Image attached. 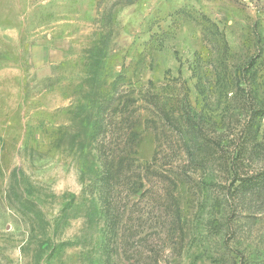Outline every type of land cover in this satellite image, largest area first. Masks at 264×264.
Listing matches in <instances>:
<instances>
[{
	"label": "rangeland",
	"instance_id": "1",
	"mask_svg": "<svg viewBox=\"0 0 264 264\" xmlns=\"http://www.w3.org/2000/svg\"><path fill=\"white\" fill-rule=\"evenodd\" d=\"M262 170L264 0H0V264H264Z\"/></svg>",
	"mask_w": 264,
	"mask_h": 264
},
{
	"label": "trees",
	"instance_id": "2",
	"mask_svg": "<svg viewBox=\"0 0 264 264\" xmlns=\"http://www.w3.org/2000/svg\"><path fill=\"white\" fill-rule=\"evenodd\" d=\"M154 101L158 97L154 95ZM156 100V101H157ZM157 106V104H155ZM158 107V106H157ZM162 116H165V121L170 122L172 120L173 114L168 110H162ZM259 113V109L252 111V117L255 114ZM183 129V133L190 132L192 126L190 125L187 118H184L182 121V125H179V130ZM251 137V135L249 136ZM252 138V137H251ZM194 140V139H193ZM255 150V146L251 147V151ZM118 170H114L111 166V163H105L102 165V168L99 173V177L97 182L92 186V190L90 192H95V200L93 199V209L95 210L98 218L102 219L103 225L101 229V236L98 244L105 249V251H110V249L117 242V239L120 236L118 234V230L120 229V223L123 220V210L120 207L122 192L121 188L125 190L126 195H130L132 193H136L140 190V182L134 180V174L130 173L125 175V179L122 183V187L114 183L115 178L118 177ZM239 181V183L234 187V191L242 192V191H263L264 190V170L258 172L254 175H245L234 177L233 182ZM233 184V183H232ZM117 188V189H116ZM95 201V202H94ZM122 228V227H121ZM108 258V254L106 256Z\"/></svg>",
	"mask_w": 264,
	"mask_h": 264
}]
</instances>
